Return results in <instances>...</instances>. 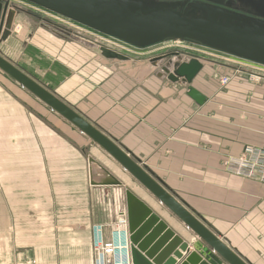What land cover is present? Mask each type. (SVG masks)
Here are the masks:
<instances>
[{
	"label": "crops",
	"instance_id": "crops-1",
	"mask_svg": "<svg viewBox=\"0 0 264 264\" xmlns=\"http://www.w3.org/2000/svg\"><path fill=\"white\" fill-rule=\"evenodd\" d=\"M30 16H15L0 54L15 65L20 54V69L138 159L246 263L264 264V183L221 165L246 147L264 149V92L238 89L241 79L222 91L201 71L193 87L207 101L198 106L184 85L161 76L160 62L106 60ZM30 96L0 73V264H95L92 226H110L124 201L90 185V141ZM151 207L190 243L186 229ZM190 245L209 264H223Z\"/></svg>",
	"mask_w": 264,
	"mask_h": 264
},
{
	"label": "water",
	"instance_id": "water-1",
	"mask_svg": "<svg viewBox=\"0 0 264 264\" xmlns=\"http://www.w3.org/2000/svg\"><path fill=\"white\" fill-rule=\"evenodd\" d=\"M21 1L135 49L179 41L264 66V13H238L228 10L220 1ZM253 4L264 8V0ZM20 12V8L0 0V45L11 36L14 18ZM98 51L106 60H129L107 47L100 46ZM151 62H160L161 76L184 85L186 95L198 106L206 103L207 98L193 87L194 79L203 69L199 59H182L180 52H168ZM0 72L108 155L220 262L248 264L131 153L1 54ZM87 163L92 187L123 188L131 264H209L144 200L94 158L88 156Z\"/></svg>",
	"mask_w": 264,
	"mask_h": 264
},
{
	"label": "rangeland",
	"instance_id": "rangeland-1",
	"mask_svg": "<svg viewBox=\"0 0 264 264\" xmlns=\"http://www.w3.org/2000/svg\"><path fill=\"white\" fill-rule=\"evenodd\" d=\"M10 2L12 5H15L16 7L20 8L22 11H26L27 13H30L31 22L35 25L38 24H45L48 23L58 30L65 31L68 35H70L71 39L79 40L85 44H87L90 47H93L95 49H98L100 46L107 47L109 49H112L114 51H117L123 55H126L129 59L133 61H146L147 63L160 56L161 54H165L168 52H180L182 54L183 58H197L201 61L203 64V70L202 74L204 75L206 73L210 74L213 78V80L218 84V77L220 75H229L230 81L236 82L239 81L238 79H241V81L237 82L239 86L237 87L240 90L247 91L250 93H262L264 92V66L252 64L250 62H246L244 60H240L201 46H196L188 43L183 42H165L159 45H155L153 47L139 50L132 48L120 41H117L115 39L100 35L98 33H95L89 29H86L80 25H77L69 20L63 19L59 16L41 12L42 10H39L36 7H33L21 0H6ZM19 19V17H18ZM20 21V20H18ZM20 34V22L18 24L16 23V26L14 27V36L12 39L17 41L16 46L19 45V35ZM14 41V43H15ZM16 52H13V56ZM19 56H14L13 60L16 63L17 66L20 68V54ZM27 70L31 76H35L38 78V80H41L38 75H33V71L27 68H24ZM1 73V72H0ZM259 78V80H256ZM222 91H224L225 88L220 87ZM235 88V87H234ZM242 88V89H241ZM218 90V89H217ZM236 90V89H233ZM26 92V91H25ZM27 93V92H26ZM29 95V94H28ZM30 96V95H29ZM31 97V96H30ZM36 101V100H34ZM251 101V100H250ZM36 103L40 107H44L41 103L36 101ZM53 113V112H52ZM55 115V114H53ZM59 119V118H58ZM89 148L86 150L85 154L86 157L90 156L94 158L98 163H100L105 169H107L112 175H114L119 181H121L126 187L132 190L131 187L126 185V183L119 177L116 176L115 173H113V170L106 167L101 160L100 157H103L105 160H107L109 163L113 165V167L116 169V171L125 176V178L128 180V184L134 187L137 192H140L145 198L143 199L149 206L156 205L157 208H160L163 212L167 214L168 217L172 218L174 221L179 223L171 214L168 213V211L165 210V208L160 205L156 200L153 199L137 182H135L126 172L122 170V168L116 164L108 155H106L103 151H101L98 147L94 146L91 142L89 144ZM247 148V147H246ZM253 149H260L264 150L262 148L257 147H251ZM244 151V150H243ZM242 151V152H243ZM239 156V155H238ZM232 157V156H229ZM228 157L222 160L221 165L225 172L226 169L223 165L224 161L227 160ZM229 173V172H227ZM239 177V176H238ZM243 178V177H242ZM114 191L115 194L120 196V200L123 202V188H108ZM133 191V190H132ZM113 196V195H112ZM114 198V196H113ZM106 203H107V199ZM114 201V200H113ZM151 205V206H152ZM150 206V207H151ZM152 208V207H151ZM160 215L159 213H157ZM162 217V216H160ZM163 218V217H162ZM164 219V218H163ZM165 220V219H164ZM180 226H182L179 223ZM183 227V226H182ZM184 228V227H183ZM185 229V228H184ZM187 234L190 238V243L198 245V241H195L193 243V236L189 231H187Z\"/></svg>",
	"mask_w": 264,
	"mask_h": 264
},
{
	"label": "built area",
	"instance_id": "built-area-1",
	"mask_svg": "<svg viewBox=\"0 0 264 264\" xmlns=\"http://www.w3.org/2000/svg\"><path fill=\"white\" fill-rule=\"evenodd\" d=\"M41 12L46 11L42 10ZM230 80L229 75H220L218 77L219 86L225 87ZM223 165L230 174L264 183V150L247 147L239 156L228 157ZM106 228L109 231L108 236L106 235ZM91 235L95 264H131L128 225L124 206L120 208L116 220L110 226L93 225Z\"/></svg>",
	"mask_w": 264,
	"mask_h": 264
},
{
	"label": "flooded vegetation",
	"instance_id": "flooded-vegetation-1",
	"mask_svg": "<svg viewBox=\"0 0 264 264\" xmlns=\"http://www.w3.org/2000/svg\"><path fill=\"white\" fill-rule=\"evenodd\" d=\"M165 1H185V0H165ZM189 2L204 3L203 0H188ZM223 3V6L228 10L236 11L238 13L247 14L249 11L264 13L262 6H254L253 2L259 0H216Z\"/></svg>",
	"mask_w": 264,
	"mask_h": 264
},
{
	"label": "bare ground",
	"instance_id": "bare-ground-1",
	"mask_svg": "<svg viewBox=\"0 0 264 264\" xmlns=\"http://www.w3.org/2000/svg\"><path fill=\"white\" fill-rule=\"evenodd\" d=\"M124 185V184H123ZM125 186V185H124ZM138 196V195H137ZM139 197V196H138ZM153 210V209H152ZM154 211V210H153ZM155 212V211H154ZM156 213V212H155ZM157 214V213H156ZM166 222V221H165ZM168 224V223H167ZM184 239V238H183Z\"/></svg>",
	"mask_w": 264,
	"mask_h": 264
}]
</instances>
